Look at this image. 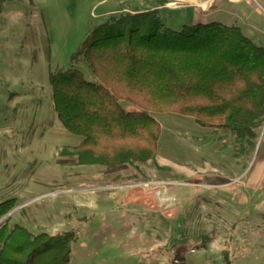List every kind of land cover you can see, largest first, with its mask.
I'll use <instances>...</instances> for the list:
<instances>
[{
  "label": "rangeland",
  "instance_id": "rangeland-1",
  "mask_svg": "<svg viewBox=\"0 0 264 264\" xmlns=\"http://www.w3.org/2000/svg\"><path fill=\"white\" fill-rule=\"evenodd\" d=\"M35 2L30 28L24 0L19 15L0 17V203L17 205L0 227L74 231L69 264H225L223 251L235 245L232 264H264V126L253 145L220 121L205 128L191 117L157 113L154 159L115 169L80 166L82 139L59 121L50 84L52 73L73 68L95 78L72 57L111 15L161 9L173 31L219 22L241 27L264 47L256 6L223 11L226 0H215L200 17L196 7H172L174 0ZM242 9L241 19L231 15Z\"/></svg>",
  "mask_w": 264,
  "mask_h": 264
},
{
  "label": "trees",
  "instance_id": "trees-1",
  "mask_svg": "<svg viewBox=\"0 0 264 264\" xmlns=\"http://www.w3.org/2000/svg\"><path fill=\"white\" fill-rule=\"evenodd\" d=\"M161 12L111 15L92 30L72 60L82 58L97 82L75 68L50 75L56 115L82 139L78 165L115 169L154 159L157 113L191 117L205 128L220 121L219 128L254 145L264 126V47L219 22L173 31ZM16 206L15 200L0 203V220ZM77 240L71 230L35 235L6 223L0 264H69ZM223 257L232 264L230 246Z\"/></svg>",
  "mask_w": 264,
  "mask_h": 264
},
{
  "label": "crops",
  "instance_id": "crops-1",
  "mask_svg": "<svg viewBox=\"0 0 264 264\" xmlns=\"http://www.w3.org/2000/svg\"><path fill=\"white\" fill-rule=\"evenodd\" d=\"M24 1H26L28 4H29V6H30V8H31V10L29 11V14L31 15V16H29L28 18H27V21L26 22H28V24H29V28H30V24H31V18L33 17L34 18V20L36 19V16H35V11H34V9H36V2H35V0H31V2H29V0H24ZM215 0H210V4H209V6H208V8H207V10L208 9H212L213 8V2H214ZM20 2H22V0H0V17H3V18H12L14 15H19L18 13H19V10H20V7L18 6L17 7V3H20ZM226 2L227 3H225L224 4V8H223V11H225L226 10V5H232V6H234V5H236V6H239V5H241V4H243V3H247V4H251V2H252V4H254V6H256V8H254V10L252 11V12H257L258 13V15L260 16V18L263 20V21H261V22H264V0H226ZM16 6V7H15ZM212 6V7H211ZM245 9V8H244ZM244 9H242V12H232V16H234V17H236V18H238V19H241V17H244L243 15H245L247 12L244 10ZM33 10V11H32ZM251 12V13H252ZM27 13V12H26ZM240 13H243V15L242 14H240ZM105 14H108V13H105ZM249 16H247L246 17V21H249L250 19H251V15L250 14H248ZM249 17H250V19H249ZM108 18V17H107ZM106 18V19H107ZM18 21H19V17L18 18H16ZM30 19V20H29ZM32 21L33 22V24H36V22H37V20L36 21ZM39 20V19H38ZM259 21V20H258ZM260 22V21H259ZM260 22V23H261ZM198 23V22H197ZM228 26V25H227ZM231 27H238V28H240L241 30H242V28L241 27H239V26H231ZM252 27V26H251ZM262 31H263V29H261ZM243 32H244V30H242ZM245 34V33H244ZM246 35V34H245ZM20 36V35H19ZM247 36V35H246ZM29 37H31V35L29 36ZM28 37V38H29ZM248 37V36H247ZM20 38H21V36H20ZM249 38V37H248ZM252 40V39H251ZM253 41V40H252ZM253 42H255V41H253ZM256 43V42H255ZM257 44V43H256ZM91 82H97V78L95 77ZM125 103H122V105H124ZM53 105H54V103H53ZM235 247H237V245H235ZM235 247H233V248H235ZM233 248L232 247H230V249H231V252H232V250H233Z\"/></svg>",
  "mask_w": 264,
  "mask_h": 264
},
{
  "label": "bare ground",
  "instance_id": "bare-ground-1",
  "mask_svg": "<svg viewBox=\"0 0 264 264\" xmlns=\"http://www.w3.org/2000/svg\"><path fill=\"white\" fill-rule=\"evenodd\" d=\"M210 0H174L172 7H196L199 16L201 17V10L208 8Z\"/></svg>",
  "mask_w": 264,
  "mask_h": 264
},
{
  "label": "water",
  "instance_id": "water-1",
  "mask_svg": "<svg viewBox=\"0 0 264 264\" xmlns=\"http://www.w3.org/2000/svg\"><path fill=\"white\" fill-rule=\"evenodd\" d=\"M11 214H12V213H9L7 216H5V217L0 221V224H1L2 222H4L5 220H8L9 217L11 216Z\"/></svg>",
  "mask_w": 264,
  "mask_h": 264
}]
</instances>
